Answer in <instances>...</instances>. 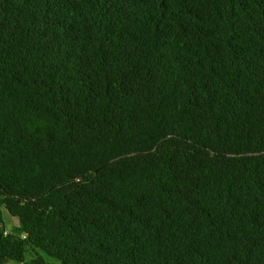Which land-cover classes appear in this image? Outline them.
<instances>
[{
	"label": "trees",
	"instance_id": "obj_1",
	"mask_svg": "<svg viewBox=\"0 0 264 264\" xmlns=\"http://www.w3.org/2000/svg\"><path fill=\"white\" fill-rule=\"evenodd\" d=\"M0 264H264V0H0Z\"/></svg>",
	"mask_w": 264,
	"mask_h": 264
},
{
	"label": "rangeland",
	"instance_id": "obj_2",
	"mask_svg": "<svg viewBox=\"0 0 264 264\" xmlns=\"http://www.w3.org/2000/svg\"><path fill=\"white\" fill-rule=\"evenodd\" d=\"M4 216H5V219H7V216H6V214H5ZM12 223H16V221L14 220Z\"/></svg>",
	"mask_w": 264,
	"mask_h": 264
}]
</instances>
